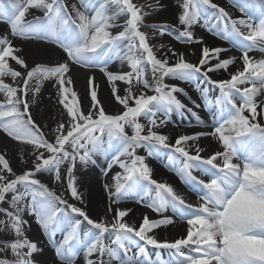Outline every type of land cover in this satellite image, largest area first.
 <instances>
[{
	"label": "snow or ice",
	"instance_id": "6c2138e0",
	"mask_svg": "<svg viewBox=\"0 0 264 264\" xmlns=\"http://www.w3.org/2000/svg\"><path fill=\"white\" fill-rule=\"evenodd\" d=\"M237 6L247 18H232L213 0H184L181 5L178 19L184 28L175 35L179 42L203 45V39L195 38L191 30L203 19L214 35L242 51L243 70L217 81L209 73L228 71L236 57L221 58L227 49L203 46L198 64H193L169 46L158 58L157 52L165 45L150 40L172 31L166 24L146 23L145 16L152 13L142 11L143 6L133 0H79V7L66 0H0V23L8 25V31L0 36V92L5 96L0 102V131L31 145L34 165L16 174L6 158L7 150L0 153V264H48L43 247L26 235L31 225L25 215L33 217L52 242L59 264H76L80 253L84 264H264V122L257 121L258 109L264 113V56L256 59L249 55L252 51L264 53V0H242ZM149 7L155 12L166 5L156 0ZM30 9L43 15L28 20ZM252 11L259 13L257 24L252 21ZM114 28L121 30L114 34ZM144 28L151 29V34ZM14 40L31 42L32 67ZM52 46L60 52L50 63ZM168 53L177 58L175 63H169ZM10 60L23 71L12 67ZM115 62L127 63L130 70L109 71V64ZM73 66L87 73V110L83 97L71 87ZM148 69L151 82L146 76ZM94 70L107 77L114 100L122 106L120 114H109L104 108L95 76L90 74ZM5 77L16 86L6 83ZM166 78L184 82L202 79L219 88L214 103L220 113L218 120L214 117L212 132L179 135L170 143L167 135L156 130L166 126L173 113L182 117L190 113L202 123L193 108L179 98L187 95L184 89L166 83ZM48 80L54 82L62 106L60 119L51 130L52 141L45 138L30 111ZM134 81L138 94L133 91ZM116 82L126 85L124 95ZM144 90L155 94L146 95ZM204 99L206 105L210 103L206 95ZM192 104L201 106L195 101ZM141 117L147 125L140 123ZM203 136L218 138L223 151L205 157L201 153L206 149L196 145L193 154L190 149ZM140 148L153 157L168 150L169 161L179 154L183 158L179 174L199 202L192 204L172 186L153 179L146 158L137 154ZM241 150H246L243 157ZM97 155L107 163L105 174L113 165L124 170L115 178V193L105 185L116 197L113 203L129 199L143 203L141 193L150 197L154 193L146 206L161 219L152 220L145 214L136 227L125 220L131 209L110 205L112 221H96L35 178L37 173L48 172L63 182L60 166L68 161L66 189L73 199L83 202L75 176L77 162L87 169L96 164ZM194 171L208 179L199 178ZM169 209L186 224V236L162 242L149 233L176 223L163 215ZM83 222L90 228L82 238ZM58 233L62 239L56 241ZM148 246L167 249L176 259L165 261L157 252L153 260Z\"/></svg>",
	"mask_w": 264,
	"mask_h": 264
},
{
	"label": "bare ground",
	"instance_id": "6f19581e",
	"mask_svg": "<svg viewBox=\"0 0 264 264\" xmlns=\"http://www.w3.org/2000/svg\"><path fill=\"white\" fill-rule=\"evenodd\" d=\"M66 2L69 4L75 3L79 7V0H66ZM155 2L156 0H133V3L143 6L142 11L152 13L151 15L145 16L146 23H155L158 25L166 24L169 27L170 25L174 26L176 29V32L173 35L160 36L159 34H157L155 39L150 40L151 44L159 45L162 43L165 45V49H161L157 52L158 58H160L162 53L167 49V47L170 46L177 53H186L187 57L184 55V58L188 62L198 64L202 55L203 46H208L209 48L219 47L222 49H227V51H224L220 54L221 58L236 57V62L229 67L228 71H218L209 73L213 80H227L230 79V74L236 72L237 70H243V61L241 59L242 53L232 52V43H230L229 41L222 40L218 36L214 35L212 31H210L207 27L204 26L203 19H201L198 23L192 25L191 29L195 38L203 39V45L199 43H182L175 38V35L178 34V31H181L184 28V26L179 23L178 19L179 15L183 11L181 5L183 4L184 0H160L161 3L166 5V7L160 11L152 12V9L149 7V5L154 4ZM213 2L224 7L231 14L232 18H247L246 16H244L243 13H241L236 3L231 0H213ZM42 15V12L35 9H30L26 19L31 20L34 16ZM259 19L260 18L252 19V21L254 24H257L259 23ZM123 20L124 17H121L119 22L123 23ZM120 30L121 29L119 28H114L111 31L115 34ZM142 30L149 32L150 34L152 31L151 29L147 28H144ZM7 31L8 25L5 23H0V36L4 35ZM13 43L19 44L23 48V55L25 56L29 67H32L33 57L31 56V42L14 40ZM52 47L54 49V55L50 63L54 62L57 59L56 53L60 52V50L58 48H55V46ZM262 54L264 55V53H261L260 51H253L251 56L258 59V57ZM190 55H194V57L191 58L189 57ZM168 56L170 64L176 62L177 58L172 57L171 53H168ZM9 63L12 65V67L16 68L17 70L23 71V69L20 68V66L16 65L14 61L10 60ZM210 63H215V60H210ZM108 70L112 72H126L130 69L127 63L122 65L119 62H115L109 64ZM90 74L95 76V83L98 85V96L99 99L103 101V106L106 111H122V106L118 105L112 96L111 85L108 83L107 77L104 75V73L100 72L99 70H94ZM76 75L77 77L81 76L86 79L87 73L85 69L80 68L78 66H73L72 76ZM146 76L151 82L152 75L150 69L147 70ZM4 79L6 83L11 84L12 86H16V83L10 77H5ZM74 82L75 84L71 87H74V89L83 97V108L84 110H87L89 97L87 95L88 90H86L85 88L86 83L83 80H75ZM165 82L168 84H176L184 89L187 95H179V98L185 104H187L188 107L193 108V110L199 115L200 121L202 123H198L196 117L192 116L190 113H186L184 116H189L188 118H190L187 120V127H183L181 128V130H177L178 128H174L177 125L175 122L176 113H173L169 118L167 125L159 127L156 130L161 134H165L167 136L171 134L176 135V137L172 139L170 143H174L175 139L182 134L192 135L198 132H212L213 129L210 128L209 125L212 121H214V117L217 120L219 119L220 113L219 107L214 103L215 98L220 96L219 88L215 86L216 89H210L208 87V84L200 82V79L195 80V82L185 84L166 78ZM197 85H199V89H207V92L202 93L198 89ZM116 86L120 90V94L124 95V89L126 85L122 82H116ZM245 86L250 87L251 85H240L241 88ZM140 88L142 89V85L140 86ZM133 91L137 92L135 81L133 82ZM144 91L146 94H155L152 90ZM205 95L207 96V99L210 102L207 105L205 104ZM4 99V94L0 92V102H3ZM57 100L58 95L57 89L56 87H54V82L48 80L43 82V87L40 90L39 96L37 98V103L30 105V111L33 115L35 122L40 126L41 131L45 134V138L49 141L53 140L51 130L55 128L56 121L60 119V111L62 110V106L58 104ZM192 101H195L201 106L199 108H194ZM208 106H211L213 108L212 114L210 112V115L206 114L205 112ZM258 113L259 114L257 115V121L264 122V113H261L259 109ZM245 114L247 115L248 113ZM140 123L147 125L148 121L141 117ZM182 130L184 131V133L181 134L178 132ZM126 131L129 133V135H131L129 128H127ZM196 145H199V147L206 149V151L201 153V155L205 157L211 155L214 151H223L222 144L220 143L218 138H214L212 136H203L198 141L194 142L193 147L190 149L193 154L195 152ZM5 149L7 150L6 158L9 160L10 166L13 168L16 174H20L24 171L25 168L26 170H28V165L33 163L31 145L21 141H15L12 138L8 137L5 133L0 131V153H3ZM69 151H71V148L69 149ZM137 154L146 158L145 162L152 170L153 179H155L159 183H165L167 185L172 186L179 194L184 196L188 202L192 204H195V202H197L199 197L197 196L196 192L192 190L189 184L186 183L179 174V169L181 167L178 163L177 158L174 157L172 161H169L168 158L161 159L160 157L158 158V156H148L147 152L143 148L137 149ZM241 155V157H243L244 153H242ZM94 158L96 160V164L88 165L87 169L83 165L79 164V162H77L75 176L77 181V189L79 194L82 196L83 202L77 199H73L71 197L70 192L66 189V170L70 166L68 161H65L60 166V173L63 182L56 181L54 173L50 174L48 172L38 173L37 179H39L42 183L46 184L48 187H52L62 193L63 197L67 199L69 203L81 207L88 213L91 219L96 221H100L101 219H104L107 222L112 221L114 211H108L110 205L113 209H116L117 207L121 210L131 209V212L125 217V220L136 227H139V225L142 223L145 214L149 217V219L152 220L161 219V216H159L157 213L153 212L151 208L146 206L147 203L152 202V198H154V193L151 197L141 193V195L143 196V203L137 202L135 199L124 200L121 201L119 204L113 203L116 197L115 195L110 194V192L105 189V185L109 186L111 193H115V185L117 183L115 178L118 173L122 174L124 170L120 168L119 165H113L111 170L107 171V173L105 174V169L107 168V163L105 159L100 155H97ZM193 174L201 179H208L204 176H201L199 171H194ZM163 215L169 216L167 215V211L163 213ZM175 216H171L176 221L175 224L154 229L149 234L155 235L156 238L162 242H174L176 239L185 237L186 231H184V222H179V219ZM25 219H27L31 225V228L26 232V235L30 240H32L33 242H37L41 247H43V259H46L48 261V264H59V261L55 257L54 246L52 242L49 241L48 237L44 235L40 226L35 222V219L27 215H25ZM84 233L86 232L81 227L80 235L82 238L84 236ZM61 239L62 236L58 233L55 237V240L59 241ZM76 264H84L83 253H80V255L77 257Z\"/></svg>",
	"mask_w": 264,
	"mask_h": 264
},
{
	"label": "rangeland",
	"instance_id": "374dc122",
	"mask_svg": "<svg viewBox=\"0 0 264 264\" xmlns=\"http://www.w3.org/2000/svg\"><path fill=\"white\" fill-rule=\"evenodd\" d=\"M73 1H76V0H73ZM231 1H233L234 3H236V5L237 4H239V3H241L242 2V0H231ZM237 7V6H236ZM251 15H252V19H256V18H260V16H259V13H257V12H255V11H252V13H251ZM169 29H170V31H172V34L171 35H173L175 32H176V29H175V27L174 26H171L170 25V27H169ZM238 39V38H237ZM231 51L232 52H234V53H242V51L239 49V48H237V47H231ZM252 53H253V51L252 52H250L249 53V55L251 56L252 55ZM186 57H187V54L185 53L184 54ZM262 56H264L263 54L262 55H260L259 57H258V59L259 58H261ZM189 57H191V58H193L194 57V55H190ZM73 77V81H75V80H78V81H85V88H86V90H88V85H87V80L85 79V78H83V77H77V75L76 76H72ZM176 82H182V83H185V84H187V83H190V82H195V80H193V81H190V82H184V81H179V80H175ZM200 82H203V80L202 79H200ZM74 84H75V82H74ZM208 87L210 88V89H212V88H214V89H216V87L214 86V85H210V84H208ZM146 95H153V93H151V94H146ZM212 107L211 106H208L207 108H206V110H205V112H206V114H208V115H210V112H211V114H212ZM122 111H110V112H107V113H109V114H113V115H117V114H120ZM189 116H180V115H178V114H176V118H175V122H176V127H174V128H178L177 130H181V128H183V127H187V120L188 119H190V118H188ZM141 119V118H140ZM209 127L210 128H212L213 129V121L210 123V125H209ZM129 131L131 132V129L129 128ZM187 131V130H186ZM179 133H184V131L182 130V131H178ZM178 133V134H179ZM182 135H184V134H182ZM232 135H235L234 133H232ZM168 137H169V142L172 140V139H174L175 137H176V135H174V134H171V135H168ZM70 149V148H69ZM242 153H244V154H246V150H241V153L240 154H242ZM45 155L47 156L48 154L47 153H45ZM242 156V155H241ZM161 158V159H164V158H167L168 157V150H161V152H160V154L158 155V158ZM175 158H177V160H178V163H179V165H180V167H182V164H181V161L183 160L182 159V157H180L178 154H175ZM28 170H30V169H33L34 168V165H33V163L32 164H30V165H28ZM24 171H26V168L24 169ZM23 171V172H24ZM23 172H21L20 174H22ZM38 174V173H37ZM37 174H36V177L35 178H37ZM50 174H52V173H50ZM205 178H208V177H206V176H204ZM50 189H52L53 191H55L58 195H62V193H60L59 191H57L56 189H54V188H52V187H49ZM8 199H11V194H9V196H8ZM129 200H133V199H129ZM199 202V199L197 200V202H195V204H197ZM5 207H7V205L5 204L4 205ZM167 215H169V216H175V214L172 212V210L171 209H169L168 211H167ZM175 217H177L178 219H179V222H181V220H180V218H179V216H175ZM184 225V231H186V224L185 223H183ZM81 227L83 228V230L85 231V232H87L88 230H89V228H90V226L89 225H87V223H85V222H83L82 223V225H81ZM38 232H40V231H38ZM41 234V233H40ZM10 238H8V239H12V237L11 236H9ZM166 249H160V250H157V249H155V248H153L152 246H148V248H147V251H148V253H149V255L154 259V260H156V254H157V252H159L160 253V255L163 257V259L165 260V261H174L175 259H176V257H174L172 254H167V253H171L170 251H165ZM166 252V253H165Z\"/></svg>",
	"mask_w": 264,
	"mask_h": 264
}]
</instances>
